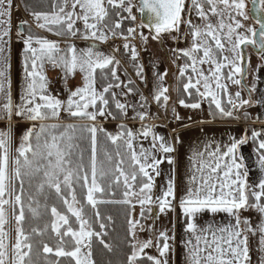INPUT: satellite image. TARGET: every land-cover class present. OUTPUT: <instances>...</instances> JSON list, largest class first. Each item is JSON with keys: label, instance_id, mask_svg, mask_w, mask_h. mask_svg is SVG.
Instances as JSON below:
<instances>
[{"label": "snow or ice", "instance_id": "1", "mask_svg": "<svg viewBox=\"0 0 264 264\" xmlns=\"http://www.w3.org/2000/svg\"><path fill=\"white\" fill-rule=\"evenodd\" d=\"M252 3L258 29L245 28L242 22L249 19L245 0H54L52 11L31 12L35 27L65 41L91 43L78 47L69 42L62 48L59 40L36 34L24 20L16 36L24 54L25 83L19 103H14L10 45L15 4L14 0H0V121L5 122L0 127V264H97L93 241L112 252V244L104 237L109 224L115 223L111 215L102 216L100 205L122 206L128 249L123 264H170L176 222L168 221L170 228H158L156 222L175 213L177 207L184 224V264H251L250 236L257 238L256 250L264 264V130L252 129L250 137L247 130L239 138L233 136L223 150L219 145H207L196 152L179 200L174 167L165 187L155 193L156 178L162 174L160 165L175 164L170 154L176 147L155 131V125L144 123L158 118L145 96L140 95L139 109L131 106L134 115L129 117V104L121 97L136 92L135 81L121 79V61L114 54L122 47L133 62L135 76L146 83L133 41L139 38L146 46L150 35L163 44L167 35L174 45L188 42L187 47L169 49L176 59L184 60L179 66V106L199 110L207 101L214 118L237 121L251 120L248 109L258 106L262 111L256 118L264 123V92L253 99L259 73L264 71V0ZM134 9L141 17L147 13V23L143 18L137 23ZM145 28L149 35L142 31ZM110 39H122L123 44L113 45L112 53H105L99 45ZM248 46L260 56L256 68L245 52ZM47 66L63 73L66 98L50 92ZM98 71L103 81L99 88ZM77 73L82 84L68 87L69 78ZM167 75L166 70L155 73L152 93L165 114L171 99L164 83ZM249 75L253 83L246 86L243 82ZM230 85L237 90L230 92ZM246 87L247 98L242 95ZM171 113L176 121L183 120L174 106ZM62 117L89 123H45ZM99 118L138 120L141 127L134 130L121 123L113 133ZM24 122L29 126L20 132L13 156L18 124ZM100 133L106 145L98 158ZM85 139L90 143L87 161L80 144ZM249 139L256 144L261 173L251 184L250 170L239 152ZM142 140H148L149 147ZM176 140L179 142L178 136ZM108 143L114 149L109 150ZM117 190L119 199L114 198ZM88 207L92 215L86 213ZM243 212L254 213L255 222L242 216ZM204 213H224L231 219L226 224L201 225L198 220ZM141 233L147 236L142 238ZM48 240H54V245ZM149 249L156 254L146 251Z\"/></svg>", "mask_w": 264, "mask_h": 264}, {"label": "rangeland", "instance_id": "2", "mask_svg": "<svg viewBox=\"0 0 264 264\" xmlns=\"http://www.w3.org/2000/svg\"><path fill=\"white\" fill-rule=\"evenodd\" d=\"M247 4V11L249 13V19L246 21H242L245 25V28H255L257 29V24L251 19L250 17V5L249 3L245 0ZM15 4V9L12 13V37H11V59H10V64H11V69H10V79H11V88H12V99L14 103H19V98L20 95L23 91L24 87V70H23V50L22 46L20 43L17 42V36L16 33L19 29L20 24L24 21L27 20L29 23L32 24L33 31L36 34H39L41 36H46L47 38L54 40L53 38H56L57 40L60 41L61 47H65L66 43H75L78 47H84L86 44L91 43V41L85 42L80 39H74L72 41H65L63 38L56 37L51 35L50 33H47L37 27H35V23L32 20V17L30 14L26 13L24 9L21 7L20 1L19 0H14ZM134 13L137 15L138 10L134 9ZM140 21L137 20V23ZM78 27H82V24H78ZM138 31H141V29H138ZM145 35H149V30L147 28L143 29ZM250 35V33H249ZM120 40V39H117ZM164 43L161 44L158 41H154L151 39V36L149 35V41L147 45H143L142 42L140 41L139 38H137L135 41L132 43L137 47L139 51V63H142L144 66V76L146 78V83L141 82L139 77L135 76V70L132 67V63L130 60H127L126 58L127 55L124 54V50L121 47V51L114 53L117 58L121 61V68L119 71V74L121 75V79L124 80L125 82L127 79L131 78L132 80L135 81V87H136V92L133 93L132 95L125 97H121L123 102H126L129 104V117L133 116L134 113L132 112V105H136L137 109H139L140 105V95H143L147 98L148 103L151 105V113L153 116H156L158 114V118H150L152 121L153 120H164L166 122H170V120H173L174 123H177L176 125H183L187 124L189 122H194L197 120H205L207 119L211 114L210 110L208 107V102L204 101L201 104V109L199 110H191V109H185L178 104V100L180 99V85H181V80L179 79V66L184 63L183 59H176V55L171 52L169 49L172 47H178V48H184L188 46V42H181L178 45H174L172 41H170L167 37V35H164L163 37ZM191 40V37L188 38V41ZM121 41V40H120ZM123 44V41L121 43H116V42H111V39L107 44H101L99 45L100 49L103 50L105 53H112L113 50V45L119 47ZM147 48V50H143L144 48ZM248 53L251 57V65L253 68L258 67L260 63V56L254 53L250 48L247 49ZM175 61V62H173ZM167 71L168 75L165 77L164 83L165 86L169 88V93L168 95L171 97L169 101V110L167 114H165L164 109L159 107L155 101L153 100L152 93L155 90V83H156V77L155 73L156 72H163ZM55 72L59 71L58 74L54 73V76H51V73L49 72ZM125 71L127 72V75H125ZM227 71V70H225ZM46 75L49 77L51 83L58 78V82L60 87L62 88V93L64 94V97L61 99L66 98L67 93L64 91V84L62 82V77L63 73L60 72L59 69L52 70L50 66L46 67ZM103 82V81H102ZM253 83V76L249 75L247 76L246 80V85L251 86ZM82 84V76L81 74L77 73L74 78H69L68 80V87L70 88H75L77 86H80ZM50 86V85H49ZM100 85L97 82V88H99ZM256 87H257V92L253 94V99L258 100L260 98V93L264 92V71H261L259 73V81L256 82ZM237 90V86H231L229 87L230 92H235ZM116 91H120L117 89ZM60 95V93H59ZM242 95L247 98L248 93L246 90L242 92ZM193 98H196L195 96ZM175 107L177 113L183 118L182 121H176L174 118H172V113H171V107ZM214 107V105H213ZM262 109L258 106H253L252 108L248 109V112L251 114L252 119L251 120H259L256 117L261 113ZM191 117L192 119L189 120L188 118ZM213 117V116H212ZM214 118V117H213ZM214 119H220V120H226V121H236L237 120H231L228 118H220L218 115ZM251 120L248 121H243L245 123H250ZM119 121V122H117ZM121 121V122H120ZM99 122L102 123V126L107 129L109 132L115 133L118 131V124H126L129 128H132L134 130H139L141 127V122L138 120H133V119H120V120H111V119H103L99 118ZM145 122V121H144ZM147 122V121H146ZM3 121H0V127L4 126ZM45 123L51 124V123H57V124H68V123H75V124H81V123H89L88 121H80L74 118H63L59 121H46ZM29 126L28 122L20 123L18 124V129L16 131V137H15V143L13 144V149H12V155L15 156V148L19 143V136L20 132L27 128ZM252 129L255 130H264V127H254ZM188 134L194 135V133L197 135V132H201V130H192L189 129ZM205 130H202V133H204ZM187 135V134H186ZM201 138L199 141H201L200 144H205V137L206 135L203 134H198ZM203 136V137H202ZM181 140V137H179V141ZM99 143L103 147H105L106 142L103 137V133L99 134ZM143 143V142H142ZM253 143V142H252ZM109 144V143H108ZM107 144V145H108ZM254 146L256 147V144L253 143ZM207 146V143L206 145ZM114 149V146H113ZM112 150V148H111ZM162 167V172L167 166H163V164L160 165ZM182 190V187L180 189V192ZM182 193V192H181ZM101 206V205H100ZM137 214L139 213V207L136 209ZM180 213L182 215V211L180 210ZM224 213H218V214H211V213H204L198 220V223L201 225H204L209 222V218L211 217H220L224 216ZM243 216H248L252 217L254 222H255V215L252 212H246L242 213ZM170 228V225L167 226ZM184 224H183V217H180L179 222L176 224L175 227V234L176 237L179 239V241H176V246H180L182 250H180L179 256H180V263L183 262L184 264V256H185V249L183 248V238H184V232H183ZM170 235L172 234L171 232L169 233ZM141 235V234H140ZM255 239V248L258 246L257 245V238L253 237ZM171 243V242H170ZM251 251V250H250ZM251 255V264H260V254L257 250H253ZM256 251V252H255ZM170 259V257H169ZM170 264H172L170 262Z\"/></svg>", "mask_w": 264, "mask_h": 264}, {"label": "crops", "instance_id": "3", "mask_svg": "<svg viewBox=\"0 0 264 264\" xmlns=\"http://www.w3.org/2000/svg\"><path fill=\"white\" fill-rule=\"evenodd\" d=\"M54 40H57L56 38H53ZM59 71H51V76H54V73L58 74ZM54 81H58V78H56ZM53 81V82H54ZM50 86H53V83L50 84ZM49 86V87H50ZM63 92V91H62ZM60 93V98L64 97L63 93ZM62 95V96H61ZM147 121V122H146ZM145 124H152L155 125V131L160 134L164 135L166 138L172 142L175 147L176 151L172 154H170L175 159V164L170 166L167 164V162L163 163V166H167L166 170L164 169L161 176L156 178V189L154 190L155 193H159L166 184L169 170L170 168H175V182L177 186V200H179L181 196V192L183 191L185 184L187 183L188 177L191 174L192 169V162L191 158L194 157L195 153L198 151H203L205 149V145H211L212 147H215L219 145L221 149H224V146L229 143V140L231 137L235 136L239 138L244 131H248L249 137L251 136V130L254 127H264V123H261L260 120H251L250 123H245L243 121H226V120H220V119H214L212 115H210L205 120H197L194 122L187 123L189 126L184 127L183 125H176L177 123H174L173 120H170V122H166L164 120H151L150 118L145 120ZM140 128V127H138ZM192 130H201V132H197V135L194 133L188 134L187 132ZM208 130L202 133V130ZM187 134V135H186ZM198 134L206 135L204 138L206 143L200 144L201 141H199L201 138ZM181 137V140L177 142L176 137ZM203 137V136H202ZM143 146L145 148L149 147V141L148 140H142ZM240 154L244 157V163L248 166L250 173H249V183H254L258 181L259 178H261V173L259 171V164L257 163V153H256V147L253 145L251 139H249V142L243 146H241L239 150ZM162 170V167H161ZM182 187V190L180 192V189ZM180 208H176V212L167 213V217L161 216L160 219L156 222V226L159 228L161 226H169L170 224L168 221L175 219L176 224L179 222L180 217H182L180 213ZM246 213V212H243ZM243 216V215H242ZM231 218L228 217L226 214L222 217H211L209 218V222L215 221L216 223H228ZM151 223V221H149ZM171 227V225H170ZM147 236V233H141V237L145 238ZM176 241H179L177 238ZM175 251L174 255L170 256V262L172 264H183V262L180 263V250L182 248L180 246H176V242L174 245ZM255 248V239L250 236V254L254 252L253 250H256ZM151 254H156L154 249L146 250ZM256 252V251H255Z\"/></svg>", "mask_w": 264, "mask_h": 264}, {"label": "trees", "instance_id": "4", "mask_svg": "<svg viewBox=\"0 0 264 264\" xmlns=\"http://www.w3.org/2000/svg\"><path fill=\"white\" fill-rule=\"evenodd\" d=\"M21 7L24 11L28 14H31L33 11H44L50 12L52 11V4L54 0H19ZM127 23V22H125ZM122 40V39H120ZM128 57V56H127ZM129 60L128 58H126ZM97 82L99 85L103 83L99 79V71L97 73ZM180 98H182V94L180 92ZM187 99V97H184ZM195 99V98H193ZM214 108V107H213ZM120 120V119H117ZM86 122V121H85ZM119 122V121H117ZM121 122V121H120ZM81 148L84 150L85 160L87 161L89 157V149L90 143L87 139L80 142ZM254 145V144H253ZM109 150L113 149V145L110 143L107 145ZM104 147L102 145H98V158L102 156ZM79 192V189H78ZM115 199L121 198L120 191L117 190V194L114 197ZM55 201L50 200L49 203H53ZM102 216L111 215L113 220L115 221L114 224H109L107 229L108 235L104 237L106 242H110L113 246V251L109 252L103 248V245H100L98 241L94 239L93 241V257L97 261V264H123L126 260V252L128 249L125 247L124 244V236H125V221L122 212V206L120 205H101L99 206ZM88 215H92L91 208L88 207L85 209ZM97 230H99L98 225H96ZM47 240V237H45ZM51 245H54V240H48Z\"/></svg>", "mask_w": 264, "mask_h": 264}, {"label": "water", "instance_id": "5", "mask_svg": "<svg viewBox=\"0 0 264 264\" xmlns=\"http://www.w3.org/2000/svg\"><path fill=\"white\" fill-rule=\"evenodd\" d=\"M247 1H248L249 4H250V17H251V19H252L255 23H257V13H256V11L254 10V5H253V3H252V0H247ZM137 16H138V19H139V20H141V19L143 18V19H144V22L147 23V13H145L144 16L141 17V14L138 12ZM261 16L264 17V13H262ZM257 25H258V23H257ZM258 28H259V25H258ZM258 28H257V29H258ZM256 39H259V36H257ZM248 47H251V46H248ZM248 47L245 49V52H246L247 55H249L248 50H247ZM254 50H255V49H254ZM255 53L258 55V53H257L256 50H255ZM246 80H247V77H246V79H245L244 82H243L245 85H246ZM246 86H247V85H246ZM245 90L247 91V87L245 88ZM247 93H248V92H247Z\"/></svg>", "mask_w": 264, "mask_h": 264}, {"label": "built area", "instance_id": "6", "mask_svg": "<svg viewBox=\"0 0 264 264\" xmlns=\"http://www.w3.org/2000/svg\"><path fill=\"white\" fill-rule=\"evenodd\" d=\"M137 20L139 21V19L137 18ZM123 40H111V42H116V43H121ZM49 90L50 92L53 94V95H59V93L62 92V88L60 87L59 85V82L58 81H54L53 82V86H50L49 87ZM62 96V95H61Z\"/></svg>", "mask_w": 264, "mask_h": 264}, {"label": "flooded vegetation", "instance_id": "7", "mask_svg": "<svg viewBox=\"0 0 264 264\" xmlns=\"http://www.w3.org/2000/svg\"><path fill=\"white\" fill-rule=\"evenodd\" d=\"M247 1V0H246ZM248 2V1H247ZM249 3V2H248ZM250 5V4H249ZM257 24V23H256ZM257 28H258V25H257ZM248 48H250L254 53H255V50H254V48H252V47H248Z\"/></svg>", "mask_w": 264, "mask_h": 264}]
</instances>
